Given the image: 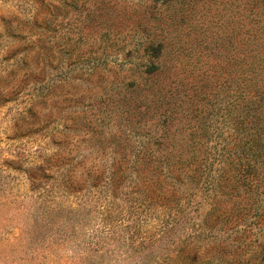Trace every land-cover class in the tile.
Wrapping results in <instances>:
<instances>
[{
  "label": "rangeland",
  "instance_id": "rangeland-1",
  "mask_svg": "<svg viewBox=\"0 0 264 264\" xmlns=\"http://www.w3.org/2000/svg\"><path fill=\"white\" fill-rule=\"evenodd\" d=\"M158 44L189 108L137 96ZM253 75L264 0H0V264H264V124L232 110ZM190 140L182 185L135 163Z\"/></svg>",
  "mask_w": 264,
  "mask_h": 264
},
{
  "label": "trees",
  "instance_id": "trees-1",
  "mask_svg": "<svg viewBox=\"0 0 264 264\" xmlns=\"http://www.w3.org/2000/svg\"><path fill=\"white\" fill-rule=\"evenodd\" d=\"M162 50L161 45H149L145 47L144 51H149L147 61V70L144 72L145 78L140 83L135 84V91L138 98L148 101L153 106H176L179 108H189L193 104V99L199 95L197 90H186L184 86L187 84L185 78L179 76L180 73L176 71L175 65L171 64L169 67H164L160 58ZM252 66V65H251ZM195 80V78H194ZM199 81H196L198 83ZM135 81H132V84ZM243 84L234 94V101L232 110L235 112L234 120L237 124H242L247 121L250 127H255L259 123L264 124V89L251 85L258 84L256 76H247L241 79ZM175 84V85H173ZM199 128L202 129L199 125ZM192 140V139H191ZM189 141V143L181 142L179 148L184 149L186 146L187 152L180 154H173L170 156H140L136 159L135 163L141 170L150 169L156 171L157 169L164 168L167 173H173L176 183L182 185L183 180L192 177V174H199L206 165V155L201 151L204 142Z\"/></svg>",
  "mask_w": 264,
  "mask_h": 264
}]
</instances>
